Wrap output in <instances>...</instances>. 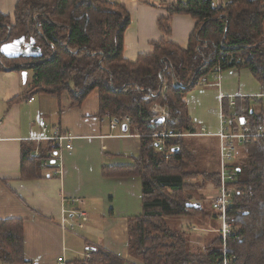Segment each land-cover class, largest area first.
<instances>
[{"label":"trees","instance_id":"trees-1","mask_svg":"<svg viewBox=\"0 0 264 264\" xmlns=\"http://www.w3.org/2000/svg\"><path fill=\"white\" fill-rule=\"evenodd\" d=\"M228 1L217 8L210 6L211 0H179L169 5L170 15L184 13L196 19L186 48L162 38L154 42L152 53L141 54L134 62L122 54L130 17L121 4L109 0H18L13 23L0 14V43L23 35L34 39L41 49L40 58H7L0 53V70H31L30 94L60 95L66 91L72 104H79L96 89L101 114L118 122L127 117L129 128L137 129L141 157L131 169L141 179L142 211L130 220L127 234L130 251L144 264H222V239L217 230L194 252L187 236L171 228L167 218L192 224L189 217L197 215L205 218L201 226H219L214 213L201 204L193 206L196 200L183 193L189 188L184 179L200 172L182 169L190 163L185 138L197 133L184 95L216 65L222 70L247 68L264 91V0ZM158 27L168 35V17L158 19ZM258 102L235 97L230 106L229 99L223 98L221 112L226 125L237 131L242 122L252 132L259 130L264 125V101ZM154 103L169 110L162 123L153 122L156 116L149 108ZM162 129L182 133L164 139L170 153L167 158L156 151L152 134ZM33 148L22 147V178L43 176L40 166L44 160L51 165L49 147H41L36 156ZM236 153L233 166L237 174L230 183L235 193L228 212L240 227V239L228 241L227 252L233 257L230 264H264V138L239 145ZM203 175L219 184L218 171ZM22 230V221L0 219V263L26 264ZM89 255L78 264H122L119 257L103 249L96 248Z\"/></svg>","mask_w":264,"mask_h":264},{"label":"crops","instance_id":"crops-1","mask_svg":"<svg viewBox=\"0 0 264 264\" xmlns=\"http://www.w3.org/2000/svg\"><path fill=\"white\" fill-rule=\"evenodd\" d=\"M109 1L123 5L129 14L122 54L130 62L152 53L154 42L162 38L186 48L196 26L189 14L168 13L167 7L179 0ZM17 2L0 0V14L12 23ZM167 17L168 35L158 27V19ZM30 72L23 82L21 72L0 70V219L22 221L26 264H78L96 248L119 257L122 264H144L130 251L127 234L130 220L142 211L141 179L131 169L141 157L139 135L129 128L127 117L118 122L100 113L96 89L79 104H72L65 92L30 94ZM213 78L211 71L184 95L196 137L217 135L226 128L223 98L248 97L251 104L264 101L261 84L247 68L221 69ZM41 121L47 125L45 133ZM56 128L74 136L72 149L56 151L51 167L43 166L44 160L40 166L43 176L22 178V147H34L35 156L41 147H49V154L53 141L36 138L50 136ZM79 211L86 216L78 217Z\"/></svg>","mask_w":264,"mask_h":264},{"label":"built area","instance_id":"built-area-1","mask_svg":"<svg viewBox=\"0 0 264 264\" xmlns=\"http://www.w3.org/2000/svg\"><path fill=\"white\" fill-rule=\"evenodd\" d=\"M227 3L228 2L218 5L211 2V7H224ZM220 71V66L216 65L212 69L213 76L217 78ZM201 81L203 82L204 78L199 80L197 84H200ZM233 104V96H231L229 97V105L232 106ZM153 106L152 112L155 116H162L164 119L168 117L169 110L166 105H159L155 103ZM223 120L224 124H226L224 118ZM126 121L128 122V118H126ZM113 123L114 121L112 120L110 124ZM40 125L43 133H45L47 129L46 123L41 121ZM225 127L226 128L219 130L217 133V136L219 137V184L211 195L210 205L214 211V218L219 225L217 231L220 233L222 239V254L220 255V260L222 261V264H230L233 257L229 256L227 252L228 241L231 239L233 241L240 239V227L234 223L228 212V208L232 204L233 195L235 193V189L230 183L235 180L237 174L232 163L239 145L248 143L253 138H264V125L256 132L250 131L248 125H243L241 123L238 125L237 131H232L228 125H225ZM152 134L156 138V151L164 155L166 158L169 157L170 153L166 151L164 139L170 136L182 135V133H173V131L170 130H161L153 132ZM73 138L74 136L63 134L56 128L53 130L52 135H43L36 139L53 141V144L51 145L52 151L48 154V156L54 159L56 157V151H60L62 148L67 150L72 149L70 142ZM42 165H49L48 160H45ZM77 216L83 217L86 216V214L79 211L77 212ZM59 261L63 262L61 258H59Z\"/></svg>","mask_w":264,"mask_h":264},{"label":"rangeland","instance_id":"rangeland-1","mask_svg":"<svg viewBox=\"0 0 264 264\" xmlns=\"http://www.w3.org/2000/svg\"><path fill=\"white\" fill-rule=\"evenodd\" d=\"M32 72H30L28 76L27 84L31 85L32 80ZM211 74V73H210ZM215 81L216 79L213 78ZM67 93L66 91H63ZM155 104V103H154ZM159 104V103H157ZM160 105V104H159ZM153 104L150 106L149 110L152 112ZM137 133V129H133ZM198 133L196 134H190L185 138L186 142V158L189 163V167H186L185 164H183L182 169L185 170L187 173H190L189 171H200L199 173H195L192 177H187L184 179L186 186H189L185 191H183L184 195L186 197H190L191 200H197L200 202L201 206L204 207V209L208 212L214 213V211L211 208V205L209 204L211 195L213 191L216 189L218 184H214L211 180H208V178L204 177L203 172H214L218 171L219 169V159H218V143H219V137L214 134L213 136L208 137H196ZM159 153V152H158ZM170 156V155H169ZM235 159H237V153L235 156ZM238 162V161H236ZM195 215L190 216V221L192 224L184 221L180 218H167L168 224L171 228H177L181 230L189 239L188 245L189 249L191 251H198V248H203L205 243L207 242L208 236H210L215 230H217L216 227L209 228L204 227L201 225H204L205 218H201ZM183 221L185 223H183ZM188 221V220H187ZM214 221H216L214 219ZM199 225H195V224ZM208 233V235H206ZM197 249V250H196Z\"/></svg>","mask_w":264,"mask_h":264},{"label":"water","instance_id":"water-1","mask_svg":"<svg viewBox=\"0 0 264 264\" xmlns=\"http://www.w3.org/2000/svg\"><path fill=\"white\" fill-rule=\"evenodd\" d=\"M0 53L7 58H40L41 49L39 46L35 45L34 39L31 38L27 40L23 35H21L10 41L0 43ZM20 74L22 81L25 82L27 77V70H22ZM163 121L164 118L162 116H157L153 119L154 123H162ZM123 128L125 129L126 127L123 126ZM192 205L198 207L200 206V203L193 202Z\"/></svg>","mask_w":264,"mask_h":264}]
</instances>
